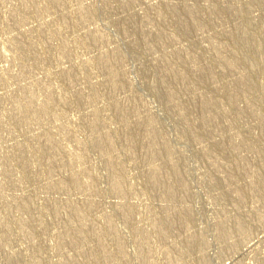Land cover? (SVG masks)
<instances>
[{
    "label": "rangeland",
    "instance_id": "374dc122",
    "mask_svg": "<svg viewBox=\"0 0 264 264\" xmlns=\"http://www.w3.org/2000/svg\"><path fill=\"white\" fill-rule=\"evenodd\" d=\"M54 1L0 0V264H96L88 252L100 236L110 255L97 264H264V0ZM169 82L174 97L166 101L158 88ZM203 99L211 104L201 121ZM44 100L48 113L35 117ZM17 107L28 109L21 122ZM147 117L161 133L155 150L161 140L173 146L171 168L144 155L151 147L136 125ZM127 132L140 141L127 146ZM103 137L110 151L97 146ZM49 141L59 144L57 163ZM155 163L171 195L146 179ZM117 168L123 193L112 184ZM71 205L81 207L82 221L67 213ZM184 208L189 218L178 216ZM82 226L91 228L77 247L65 235ZM186 237L198 242L188 246Z\"/></svg>",
    "mask_w": 264,
    "mask_h": 264
},
{
    "label": "bare ground",
    "instance_id": "6f19581e",
    "mask_svg": "<svg viewBox=\"0 0 264 264\" xmlns=\"http://www.w3.org/2000/svg\"><path fill=\"white\" fill-rule=\"evenodd\" d=\"M52 1H54V0H52ZM56 1H57V0H55L54 2H56ZM255 2H256V1H255ZM55 4H56V3H55ZM183 7H184V6H183ZM186 9H187V8H186ZM186 9H185V10H186ZM188 9H189V8H188ZM191 9H192V8H191ZM217 9H218V8H217ZM181 10H182V9H181ZM196 11H197V10H196ZM213 11H214V10H213ZM81 12L83 13V11H81ZM174 12H175V11H174ZM215 12H216V11H215ZM192 13H193L192 10H186L185 15L187 14V15L189 16V15H191ZM84 14H85V13H84ZM84 14H83V15H84ZM85 15H86V14H85ZM187 15H186V16H187ZM186 16H185V17H186ZM192 17H193V16H192ZM195 17H196V13H195ZM194 19H195V18H194ZM196 19H197V18H196ZM186 20H187V19H186ZM190 20H191V19H190ZM193 22H194V21H193ZM193 22H192V23H193ZM195 24H196V23H195ZM196 25H198V24H196ZM263 29H264V28H263ZM241 30H242V29H241ZM243 30H244V29H243ZM239 31H240V30H239ZM245 32H246V31H245ZM242 33H243V32H242ZM242 33H241V35L243 36L244 33H243V34H242ZM237 35H238V34H237ZM246 35H247V34H246ZM239 36H240V35H239ZM245 39H246V40L248 39L247 36H246ZM239 40H240V39H239ZM241 40H242V38H241ZM243 40H244V37H243ZM243 40H242V41H243ZM247 41H248V40H247ZM244 42H245V40H244ZM248 42H249V41H248ZM17 43H18V42H17ZM246 43H247V42H246ZM252 44H253V43H252ZM211 45H212V44H211ZM257 45H258V44H257ZM64 46H65V45H64ZM66 46H67V45H66ZM67 47H68V46H67ZM216 47H217V46H216ZM26 48H27V47H26ZM26 48H25L24 50H27V51H28V49H26ZM250 48H251V47H250ZM18 49H19V48H18ZM211 49H212V48H211ZM216 49H217V48H216ZM19 50L21 51V48H20ZM30 51H31V50H30ZM64 52H65V51H64ZM217 52H218V51H217ZM25 53H26V51H25ZM29 53H30V52H29ZM65 53H66V52H65ZM67 54H68V53H67ZM65 55H66V54H65ZM217 55H218V54H217ZM104 57H105V56H104ZM107 57H108V56H107ZM108 59H109V57H108ZM109 61H110V60H108V62H109ZM224 61H226V60H222V63H223ZM101 62H102V63H101ZM101 62H100V63L103 64V65H104L105 63L108 65V63H107V58H103V59L101 60ZM224 63L228 64V61H227V62H224ZM97 64L100 65V64L98 63V61H97ZM106 64H105V65H106ZM109 64H110V63H109ZM229 64H230V63H229ZM100 66H101V65H100ZM102 67H103V66H102ZM105 69H106V68H105ZM109 69H110V68H109ZM106 70H107V69H106ZM106 70H105V71H106ZM168 70H169V69H168ZM64 71H65V70H64ZM107 71H108V70H107ZM103 72H104V71H103ZM108 72H109V74H111V75H110L111 78L108 77L109 79H111V80H110L111 83L114 84V85H116V83H117V82H116V78H115L116 73L113 72V71L110 72V70H109ZM178 72L181 73L182 71L180 70V71H178ZM64 73H66V72H64ZM105 73H107V72H105ZM173 73H176V72H173ZM61 74H62V73H61ZM181 74H182V73H181ZM169 75H170V74H169ZM175 75H176V74H175ZM63 76H64V75H63ZM108 76H109V75H108ZM176 76H177V75H176ZM178 76H179V73H178ZM164 77H165V76H164ZM180 77H182V75H180ZM180 77H179V79H180ZM185 77H186V76H185ZM64 79H65V78H64ZM109 79H108V80H109ZM160 79H161V80H164L163 83L167 82V80L165 81V78H164V79L160 78ZM167 79H168V78H167ZM241 79H242V78H241ZM66 80H67V79H66ZM66 80H65V81H66ZM110 81H109V83H110ZM170 81H171V80H170ZM181 81H182V80H181ZM160 82H161V81H160ZM160 82H159V83H160ZM175 82H176V81H175ZM109 83H108V84H109ZM167 83H168V82H167ZM178 83H179V81H178ZM112 84H111V85H112ZM173 84H174V83H173ZM163 85H164V84H163ZM180 85H181V84H180ZM161 86H162V85H161ZM164 86H165V88L162 86V87H163L162 89H164L163 91L161 90V88H158V90H160V91L164 94L166 101H168V100L170 101V100L172 99V97H174L173 89H171L172 87L170 88V82H169V84H166V85H164ZM174 86H175V85H174ZM176 86H177V85H176ZM112 87H113V86H112ZM157 87H158V86H157ZM157 87H156V88H157ZM181 87H182V85H181ZM175 89H176V88H175ZM175 89H174V90H175ZM242 89H245V88H242ZM164 91H165V92H164ZM161 92H160V93H161ZM178 92H179V91H178ZM239 92H243V91L240 89ZM110 93H111V92H110ZM179 93H180V92H179ZM47 94H48V93H47ZM50 94H51V93H50ZM50 94H49V95H50ZM108 94H109V93H108ZM108 94H107V95H108ZM49 95H48V96H49ZM77 95H78V93H77ZM161 95H162V94H161ZM81 96H83V95H81ZM109 96H110V95H109ZM111 96H112V95H111ZM164 96H163V97H164ZM236 96H237V93H235V94L232 95V97H234V98H235ZM79 97H80V95H79ZM49 98H50V97H49ZM75 98H76V97H75ZM77 98H78V96H77ZM82 98H83V97H82ZM109 98H110V97H109ZM29 99H31V98H29ZM78 99H80V98H78ZM78 99H77V100H78ZM232 99H233V98H232ZM46 100H47V99H46ZM109 100H110V99H109ZM44 101H45V100H44ZM48 101H51V99L48 100ZM130 101H132V100H130ZM51 102H53V101H51ZM115 102H116V101H115ZM197 102H198V101H197ZM200 102H201V101H200ZM44 103H45V104H44ZM44 103L42 104L43 106H40V107L37 109V112H35V113H36V116H35V117H42V116L45 117L44 114H45V113H46V114L48 113L47 110H48V108H49V106H50L51 104L47 103L46 101H45ZM111 103H113V102H111ZM116 103H117V102H116ZM198 103H199V102H198ZM134 104H135V103H134ZM134 104H133V105H134ZM210 104H211V101H209V100H205V99H203V103L201 102V104H200V107H202V108H201L202 110H200V111H201V121L206 120V118L204 117V115H205L206 113L204 114L203 112H204L205 108H207ZM128 105H129V104H128ZM133 105H132V106H133ZM116 106H117V105H116ZM179 106H181V105H179ZM195 106H196V105H195ZM212 106H213V104H212ZM111 107H112V106H111ZM113 107H115V106H113ZM125 107H126V106H125ZM210 107H211V106H210ZM15 108H16V106H15ZM17 108H18V107H17ZM123 108H124V107H123ZM126 108H127V107H126ZM135 108H136V106H135ZM178 108H179V107H178ZM198 108H199V104H198ZM114 109H115V108H114ZM124 109H125V108H124ZM136 109H137V108H136ZM180 109L182 110L181 113H183V112H184V111H183L184 109L182 108V106H181ZM180 109H178V111H181ZM194 109H196V108H194ZM199 109H200V108H199ZM15 110H16V109H15ZM15 110H14V111H15ZM26 110H28V109H26L25 107L18 108V109H17V114H16V115H17V117H18L19 119H16V120H19V122L23 121V119L25 118L24 115L26 114V113L24 114V112H25ZM116 110H117V109H116ZM116 110H114V111H116ZM129 110H130V109H129ZM176 110H177V108H176ZM197 110H198V109H197ZM206 110H208V109H206ZM14 111H13V113H15ZM33 111H34V110H33ZM124 111L127 112V110H124ZM131 111H132V109H131ZM26 112H27V111H26ZM96 112H97V111H96ZM96 112H94V114H95ZM118 112H119V111H118ZM118 112H117V113H118ZM121 112H122V111H121ZM136 112H137V111H135V113H136ZM205 112H206V111H205ZM33 113H34V112H33ZM97 113H99V112H97ZM124 113H125V112H123V115H124ZM132 113H133V112H132ZM178 113L180 114V112H177V116H179ZM195 113H196V112H195ZM91 114H92V113H91ZM94 114H93V116H94ZM115 114H116V113H115ZM119 114H120V113H119ZM130 114H131V113H130ZM137 114H138V112H137ZM216 114H217V113H216ZM95 115H96V114H95ZM123 115H122V116H123ZM128 115H129V113H128ZM135 115H136V114H135ZM12 116H13V115H12ZM93 116H92V117H93ZM119 116H120V115H119ZM122 116H121V117H122ZM180 116H181V115H180ZM15 117H16V116H15ZM17 117H16V118H17ZM98 117H99V116L97 115V116L94 117V119L92 118V120H91L92 124H90L91 122H88V121H86V122H87L88 124L92 125V128H94V129L96 128V129H97V128H99L98 126H100V125L98 124V120H99L100 117H99V118H98ZM125 117H126V115H125ZM199 117H200V116H199ZM211 117H212V116H211ZM118 118H119V117H118ZM122 118H124V117H122ZM122 118H121V119H122ZM181 118H182V117H181ZM183 118H185V117H183ZM213 118H215V117L213 116ZM124 119H126V118H124ZM129 119H130V117L128 118L127 121H126V120L124 121V120L122 119V120H123V122L121 121V122H122V126L125 125L126 122L130 121ZM131 119H132V118H131ZM137 119H138V118H137ZM140 119H141V118H140ZM20 120H21V121H20ZM133 120H135V119H133ZM141 120H142V119H141ZM141 120H140V121H141ZM154 120H155V119H153L152 117H147V118H146L145 120H143V122L140 123V124H138V121L135 120V121H137L136 128H137V126L139 127V129L142 127L140 131H142V129H143V132H142V138H140L141 136L139 137V138L142 140L141 143H142L143 145H145V146H147V145L149 146V145H150L149 147H151V148H149V151H148V152L146 151L147 153L145 152L146 154H144V152H143V154L145 155V157L147 158V160H148V158L151 159V157H152V159H153V157H161V158H159V159H161L162 162L164 161L163 159H165V161L163 162V163L165 164V168H171L172 163H171L170 160H171L172 156L174 155V154L172 155V153H175V152L172 151V150H173V148H172L173 146L170 147V144H169V143H166V141H162V140H161V143H159V144H161V145H160V150H159V151H158V150H155V147H154L155 145H154V144H156L157 142H159V141H157V140H160V136H161L160 134H161V133L159 134V132H158V130H157V128H156L157 126H155L156 124H155V121H154ZM177 120H178V119H177ZM89 121H90V120H89ZM99 121H101V120H99ZM119 121H120V120H119ZM179 121H180V120H179ZM181 121H182V119H181ZM121 122H120V124H121ZM130 122H131V121H130ZM87 123H86V124H87ZM100 123H101V122H100ZM182 123H183V122H182ZM182 123H181V124H182ZM185 123H188V122H185ZM101 124H102V123H101ZM129 124H130V123H129ZM131 124H132V123H131ZM139 125H140V126H139ZM126 126L129 127L128 125H126ZM130 126H131V125H130ZM127 127H125V128H127ZM133 127H134V126H133ZM133 127H132V129H133ZM181 127H182V126H181ZM185 127H187V125H186ZM121 128H124V126L121 127ZM134 128H135V127H134ZM193 128H194V127H193ZM132 129L130 128V130H132ZM139 129H138V130H139ZM90 130H92V129H90ZM121 130H122V129H121ZM126 130H127V129H126ZM128 130H129V128H128ZM133 130H134V129H133ZM133 130H132V131H133ZM185 130H187V128H185ZM123 131H124V129H123ZM134 131H135V132H139V131H136V130H134ZM134 131H133V132H134ZM194 131H195V130H194ZM92 132H93V131H92ZM99 132H100V131H99ZM187 132H188V130H187ZM127 133H128V132H127ZM139 133H140V135H141V132H139ZM95 134H96V131H95ZM100 134H101V133H100ZM103 134H104V133H103ZM103 134H102V135H103ZM122 134H123V132H122ZM125 134H126V133H125ZM128 134H129V135L126 137V138H127V139H126L127 141L125 140V143L127 142L126 145L132 147L131 145H133L135 142H137L136 139L138 138L139 134L137 133L138 135H137L135 138L133 137L132 132H131V134H130V133H128ZM135 134H136V133H135ZM185 134H186V133H185ZM102 135H100V136H102ZM131 135H132V136H131ZM187 135H189V134H187ZM46 136H47V135H46ZM46 136H45V137H46ZM96 136H97V135H96ZM96 136H95V137H96ZM98 136H99V135H98ZM98 136H97V137H98ZM100 136H99V138H100ZM107 136H108V135H107ZM107 136H106V137H107ZM189 136H191V135H189ZM97 137H96V138H97ZM106 137H105V138H104V137L101 138L102 140H97L98 142H97L96 144H98L97 146H101V147H103V145H105V146H104V149H105V147L109 146V147H107L106 149H107L108 151H110L109 149L113 148V145L110 143V141H108V138H106ZM96 138H95V139H96ZM99 138H97V139H99ZM109 138H110V137H109ZM194 138H195V136H194ZM42 139L44 140V138H42ZM45 139H46V138H45ZM48 139H49V136H48ZM48 139H47V140H48ZM124 139H125V138H124ZM49 140H50V139H49ZM51 140H52V139H51ZM143 140H144V141L147 140V141L150 142V143H148V142H146V141L144 142ZM44 141H45V140H44ZM44 141H42V142L44 143ZM139 141H140V140H138V142H139ZM156 141H157V142H156ZM95 142H96V141H95ZM95 142H94V143H95ZM138 142H137V143H138ZM47 143H49V146H50V150H49V151H50L51 153H54V150L57 151V150H56L57 147H58V149H59V144H58V143H57L58 146H57L56 142L54 143L53 141H49V142H47ZM141 143H139V144H141ZM106 144H108V145L106 146ZM39 145H40V144H39ZM41 145H42V144H41ZM110 145H111V146H110ZM134 145H136V143H135ZM152 145H153V146H152ZM232 145H233V144H232ZM46 146H47V145H46ZM138 146H139V145H138ZM156 146H158V145H156ZM234 146H235V145H234ZM110 147H111V148H110ZM142 147H143V146H142ZM142 147L140 146L141 149L144 148V147H143V148H142ZM230 147H231V146H230ZM245 147H246V146H245ZM47 148L49 149V147H47ZM98 148H99V147H98ZM123 148H124V147H123ZM127 148H128V147H127ZM140 148H139V149H140ZM171 148H172V149H171ZM232 148H233V147H232ZM247 148H248V146H247ZM38 149H39V148H36L35 151H37ZM40 149H41V148H40ZM42 149H43V148H42ZM48 149H47V150H48ZM104 149H103V150H104ZM106 149H105V150H106ZM147 149H148V147H147ZM156 149H159V147L156 148ZM44 150H45V149H44ZM127 150H128V149H127ZM127 150H126V152H127ZM144 150H145V149H144ZM49 151H48V152H49ZM60 151H61V150H60ZM38 152H39V151H38ZM38 152H37V153H38ZM43 152H45V151H43ZM46 152H47V151H46ZM46 152H45V153H46ZM61 152H62V151H61ZM111 152H112V150H111ZM128 152H131V151L128 150ZM39 153H41V152H39ZM51 153H50V154H51ZM55 153H56V152H55ZM55 153H54V155L51 154L52 157H49L50 154H49V156H46V157L53 158V156H55ZM57 153H58V152H57ZM80 153H81V152H80ZM20 154H21V153H19L18 155H20ZM42 154H43V153H41V155H42ZM61 154H62V153H61ZM110 154H111V153H110ZM37 155H38V154H36V156H37ZM41 155L39 154L38 156H41ZM47 155H48V154H47ZM59 155H60V154H59ZM81 155H83V154H81ZM22 156H23V155H22ZM22 156H21V157H22ZM78 156H79V155H78ZM19 157H20V156H19ZM23 157H24V156H23ZM79 157H80V156H79ZM79 157H78V158H79ZM81 157H83V156H81ZM173 157H174V156H173ZM13 158H15V157L13 156ZM43 158H44V157H43ZM55 158H56V157H55ZM55 158H53V159L55 160ZM140 158H141V157H140ZM146 158H144V159L146 160ZM174 158H175V157H174ZM11 159H12V158H11ZM21 159H22V158H21ZM45 159H46V158H45ZM58 159H59V158H58ZM81 159H82V158H81ZM113 159H114V158H113ZM150 159H149V160H150ZM23 160H24V159H23ZM56 160H57V158H56ZM56 160H55V161H56ZM59 160H60V159H59ZM61 160H62V158H61ZM61 160H60V161H61ZM140 160H141V162H142V160H143V156H142V158H141ZM147 160H146V161H147ZM161 160H160V161H161ZM16 161H17V160H16ZM60 161H59V163L61 164V162H63V160H62L61 162H60ZM152 161H153V160H152ZM152 161H150V162H152ZM156 161H158V160H156ZM156 161H155V162H156ZM169 161H170V162H169ZM175 161H176V160H175ZM51 162H52V160H50V163H51ZM147 162H148V161H147ZM153 162H154V161H153ZM50 163H49V164H50ZM55 163H57V161H56ZM110 163H112V162H110ZM110 163H109V164H110ZM113 163H114V162H113ZM158 163H159V161L157 162V164H158ZM169 163H171V164H169ZM174 163H175V162H174ZM176 163H177V162H176ZM49 164H48V165H49ZM53 164H54V163H53ZM106 164H107V163H106ZM109 164H108V165H109ZM115 164H116V163H115ZM146 164H148V163H146ZM155 164H156V163H155ZM157 164H156V165H157ZM22 165H23V163L21 164V167H22ZM51 165H52V164H51ZM51 165H49L48 167H50ZM110 165H111V164H110ZM110 165H109V166H110ZM149 165H150V163H149ZM152 165H154V163H152ZM152 165H151V166H152ZM24 166H25V164H24ZM24 166H23V167H24ZM52 166H54V165H52ZM55 166H57V165H55ZM55 166H54V167H55ZM59 166H60V165H59ZM59 166H57V167H59ZM109 166H108V167H109ZM151 166H150V168H151ZM108 167H107V168H108ZM114 167H115V166L112 165L111 172H113L112 170H113ZM152 167H153V166H152ZM163 167H164V166H163ZM175 167L177 168V165L174 166V168H175ZM178 167H179V166H178ZM115 168H116V167H115ZM115 168H114V169H115ZM172 168H173V167H172ZM174 168H173V169H174ZM23 169H24V168H23ZM47 169H49V168H47ZM117 169H118V168H117ZM148 169H149V168H148ZM161 169H162V165L160 166V164H159V165H157V167H153V168H152L151 170H149V171L146 170V173L149 172V173H147V174H149V177H147V176H148V175H147V176H146V177H147L146 179H149V181H150V186H152V188H153V186H156V185L160 184V185H161V189H162V187H163V188L167 191L166 193H168L169 195H171V186H170V185H172V182H171V184H170L167 178H166L165 180H163L164 178H162L161 176H159V174L162 172ZM49 170H51V168H50ZM54 170H55V168H54ZM118 170H119V171H116V172H115V173H116L115 176H114L113 174H111L110 172H109V173H110L111 175H113V177H114V178H113V181L111 180V181H112V184H113V186H114V187H113L114 190H115V189H116L115 191L120 190V193H123L121 190L124 191V189H121V188L123 187L121 184H123L122 181H124V180L121 181L122 178H120V176H122V173L120 172V169H118ZM177 170H178V169L174 170V172H176ZM109 171H110V170H109ZM114 171H115V170H114ZM168 171H169V170H168ZM164 172H167V171L164 170ZM178 172H179V171H177V173H178ZM48 173H49V172H48ZM51 173H52V172H51ZM117 173H121V175L119 174V175H120V176H119ZM177 173H176V174H177ZM179 173H180V172H179ZM110 174H109V176H110ZM168 174H169V173H168ZM164 175H165V173H164ZM166 175H167V174H166ZM169 175H170V174H169ZM167 177H169V176H167ZM109 178H110V177H108V179H109ZM169 178H170V177H169ZM257 178H258V177H257ZM111 179H112V177H111ZM161 179H162V180H161ZM171 179H172V178H171ZM257 180H258V179H257ZM166 181H167L169 184H168ZM258 181H259V180H258ZM58 182H59V181H58ZM175 182H176V181H175ZM259 182H260V181H259ZM259 182L255 181L254 184H252L251 186H254V185L257 184V183L259 184ZM54 183H55V182H54ZM59 183H60V182H59ZM63 183H64V182H63ZM178 183H179V182H178ZM262 183H263V182H262ZM262 183H261V184H262ZM61 184H62V183H61ZM109 184H110V183H109ZM148 184H149V183H148ZM179 184H180V183H179ZM179 184H178V185H179ZM50 185H53V184L51 183ZM50 185H49V186H50ZM56 185H58V184H56ZM63 185H64V184H62L61 187H63ZM123 185H124V184H123ZM54 186H55V184H54ZM120 186H121V187H120ZM257 186H258V185H257ZM257 186L255 185L254 188L257 189ZM260 186H261V185H260ZM262 186H263V188H264V185H262ZM52 187H53V186H52ZM56 187H57V186H56ZM111 187H112V186H111ZM126 187H127V186H126ZM157 187H158V186H157ZM181 187H183L182 184H181L180 188H181ZM54 188H55V187H54ZM123 188H125V187H123ZM155 188H156V187H155ZM180 188H179V189H180ZM183 188H184V187H183ZM183 188H182V189H183ZM250 188H251V187H250ZM263 188H260V187H259L258 189H263ZM177 189H178V188H177ZM179 189H178V190H179ZM252 189H253V188H252ZM178 190H177V191H178ZM184 190H185V188H184ZM253 190H254V189H253ZM172 191H175V192H176V190H174V188H172ZM254 191H255V190H254ZM258 191L262 193L261 190H258ZM263 191H264V190H263ZM117 192H118V191H117ZM126 192H127V190H126ZM169 192H170V193H169ZM251 192H252V191H251ZM255 192H256V193H255ZM255 192H254V194H257V193H258L257 191H255ZM124 193H125V192H124ZM160 193H161V192H160ZM164 193H165V192H164ZM177 193H179V191L176 192V194H177ZM184 193H185V192H184ZM234 193H236V192H234ZM237 193H238V192H237ZM162 194H163V190H162ZM176 194H174V192H173L172 197H175ZM179 195H180L181 198L186 196V195L183 196L184 194L181 195L180 193H179ZM179 195H178V196H179ZM251 195H252V194H251ZM260 195H262V194L259 193V197H260ZM176 196H177V195H176ZM237 196H238V195H237ZM172 197H170V198L172 199ZM255 197H256V195H255ZM259 197H258V198H259ZM176 198H177V197H176ZM176 198H173V199L175 200ZM238 198H239V197H238ZM183 199H185V198H183ZM89 200H90V199H89ZM174 200H173V202H174ZM185 200H186V199H185ZM261 200L264 202L263 199H261ZM179 201H181V200L179 199ZM179 201H176V202L174 203V204H176V205L178 204V205H177L178 207L180 206L181 203H182V204L184 203L183 201H182L181 203H180ZM258 201H259V200H258ZM89 202H90V201H89ZM259 202H260V201H259ZM19 203H20V202H19ZM85 203H87V202H85ZM85 203H84V205H85ZM90 203H91V202H90ZM186 203H187V202H186ZM20 204H21V203H20ZM56 204H58V203H56ZM56 204H55V206H57ZM92 204H93V203H91V205H92ZM172 204H173V203H172ZM182 204H181V205H182ZM59 205H60V204H59ZM74 205H75V204H74ZM74 205H73V206L71 205V207H70V212H67V213L71 214L72 216H75L74 218H76V217H80L79 219H81V216L83 217V215H84L83 213H84V212L82 211V209H81L80 206H79V207H77V206L74 207ZM87 205H88V203H87ZM87 205H86V206H87ZM184 205H185V203H184ZM21 206H22V205H21ZM21 206H20L19 209H22ZM23 206H25V205H23ZM82 206H83V205H82ZM170 206H172V205H170ZM186 206H187V205H186ZM61 207H62V206H61ZM87 207H88V206H87ZM122 207H123V210H124L125 207H124V206H122ZM174 207H175V205H174ZM17 208H18V207H17ZM24 208H25V207H24ZM59 208H60V206H59L57 209H59ZM68 208H69V207H68ZM119 208H120V207H119ZM172 208H173V207H172ZM172 208H171V210H173ZM175 208H176V207H175ZM175 208H174V209H175ZM261 208H262V207H261ZM261 208H260V209H261ZM126 209H127V208H126ZM263 209H264V208H263ZM25 210H26V208H25ZM66 210H67V209H66ZM168 210H169V209H168ZM168 210H167V211H168ZM171 210L168 211V212H172ZM179 210H180V212H179L178 214H180V215H178V216H182V215H183L181 218H183L184 216H186L187 218L190 217V211H189L188 208H184V209H182V210L179 209ZM261 210H262V209H261ZM68 211H69V210H68ZM85 211H86V210H85ZM262 211H263V210H262ZM176 212H177V211H176ZM172 213H175V212H172ZM263 213H264V212H263ZM125 214H128V213L125 212ZM125 214L122 215L123 218L126 217V216H124ZM166 214H167V213H166ZM128 215H129V214H128ZM84 216H85V215H84ZM120 216H121V215H120ZM165 216H166V215H165ZM169 216H171V215H169ZM169 216H167V217L169 218ZM176 216H177V215H176ZM176 216H175V217H176ZM68 217H69V216H68ZM167 217H166V218H163V219H165V221H163V219H162L161 221H163L166 225H168V224L170 225L171 217H170V219H168V220H167ZM186 217H184V218H186ZM161 218H162V217H161ZM172 218H173V217H172ZM179 218H180V217H179ZM179 218H178V219H179ZM181 218H180V219H181ZM258 218H259V217H258ZM263 218H264V216H263ZM25 219H26V218H25ZM25 219H24V220H25ZM71 219H73V218L71 217ZM76 219H78V218H76ZM106 219H107V218H106ZM125 219H126V218H125ZM153 219H154V218H153ZM156 219H157V221H158V220H159V221H158V223L155 221L154 224L157 223V225H158V224L160 223V224H159V225H160V228L162 227V225H165V224H162V225H161V221H160V219L155 218V220H156ZM29 220H30V219H29ZM74 220H75V219H74ZM74 220H73V221H74ZM183 220H184V219H183ZM189 220H190V219H189ZM189 220H188V221H189ZM261 220H262V218H261ZM261 220H259V221H261ZM26 221H27V220H26ZM68 221H69V220H68ZM77 221H78V220H76V222H77ZM81 221H82V219H81ZM81 221H80V223H81ZM105 221H107V220H105ZM109 221H110V220H109ZM153 221H154V220H153ZM172 221H173V220H171V222H172ZM177 221H178V220H177ZM235 221H237V220H235ZM235 221H234V223H235ZM19 222H20V221H19ZM19 222H18V223H19ZM29 222H30V221H29ZM69 222H71V221H69ZM84 222H85V220H84ZM163 222H162V223H163ZM179 222H180V221H179ZM220 222H221V221H220ZM241 222H242V221H241ZM241 222H240V223H241ZM261 222H262V221H261ZM86 223H88V222H86ZM86 223H85V224H86ZM108 223H109V222H108ZM152 223H153V222H152ZM173 223H174V222H173ZM177 223H178V222H177ZM180 223H181V222H180ZM184 223H186V222H184ZM188 223H189V222H188ZM222 223L225 224V222H222ZM243 223H244V222H243ZM27 224H29V223L27 222ZM74 224H75V222H74ZM77 224H78V223H77ZM77 224H75V225H77ZM171 224H172V223H171ZM218 224H219V223H218ZM227 224H228V223H227ZM227 224H226V225H227ZM232 224H233V222H232ZM237 224H238V222H237ZM29 225H30V224H29ZM31 225H32V224H31ZM63 225H66V224H63ZM86 225H88V224H86ZM90 225H91V224L89 223V226H90ZM166 225H165L164 227H166ZM169 225H168V226H169ZM172 225H173V224H172ZM175 225H176V223H175ZM175 225H174V226H175ZM187 225H188V224H187ZM228 225H229V224H228ZM238 225H239V224H238ZM242 225H243V224H242ZM242 225H241V227L239 226V228H240L239 230H238V228H237L236 225H235V228H237L238 231H241V230H242V229H241V228H242ZM19 226H21V225H19ZM73 226H74V225H73ZM73 226H72V227H73ZM106 226H107V224H106ZM109 226H110V224H109ZM176 226H177V225H176ZM180 226H181V225H180ZM220 226H221V224H220ZM22 227H23V225H22ZM27 227H28V225H27ZM77 227H78V226H77ZM110 227H111V226H110ZM110 227H109V230H110ZM169 227H170V226H169ZM172 227H173V226H172ZM172 227H170V228H172ZM181 227H182V226H181ZM217 227H219V226H217ZM229 227H230V226H229ZM243 227H246V226H243ZM20 228H21V227H20ZM89 228H91V227H89ZM89 228H88L87 226H86V229L83 228V226H82V228H75L74 230L72 229V230L74 231V232H72L73 234H69V233H68L69 235H65V236H70V235H71V237L74 236L75 238L73 237L72 239H70L69 242H71L72 240H76L77 242H79V244L76 243V246H77V245H79V246H80V245H81V246H84L87 242H86V240L83 239L84 237H82L83 240H81L80 238H81V236H83L84 233H85L84 236L87 235L86 230L89 229ZM184 228H186V227H184ZM225 228H226V227H225ZM232 228H233V227H232ZM21 229H22V228H21ZM27 229H28V228H27ZM63 229H64V228H63ZM65 229H66V228H65ZM65 229H64V230H65ZM92 229H93V228H92ZM156 229H159V227L157 226ZM168 229H169V228H168ZM180 229H181V228H180ZM219 229H220V228H219ZM244 229H245V228H244ZM23 230H24V229H23ZM30 230H31V229H30V227H29V231H30ZM70 230H71V229H70ZM90 230H91V229H90ZM93 230H94V229H93ZM93 230H92V231H93ZM113 230H114V229H113ZM160 230H161V229H159L158 232H159ZM247 230H248V229H247ZM29 231H28V232H29ZM31 231H32V230H31ZM66 231H67V229H66ZM68 231H69V230H68ZM87 231H88V230H87ZM92 231H91V233H92ZM94 231H95V230H94ZM162 231H163V230H162ZM228 231H229V230H228ZM238 231H237V232H238ZM7 232H8V231H7ZM26 232H27V231H26ZM95 232H97V231H95ZM95 232H93V233H95ZM155 232H156V231H155ZM158 232H157V233H158ZM163 232H164V231H163ZM244 232H246V231L244 230ZM65 233L67 234V232H65ZM65 233H64V231H63V235H64ZM70 233H71V231H70ZM157 233H156V234H157ZM159 233H160V235H161V232H159ZM218 233H219V234H224L225 231H224L223 228H221V232L218 231ZM241 233H243V230H242ZM248 233H249V232H248ZM88 234L91 235L90 232H89ZM95 234H96V233H95ZM95 234H94V235H95ZM162 234H163V233H162ZM185 234H186V233H185ZM227 234H228V232H227ZM245 234H247V233H245ZM29 235H30V234H29ZM61 235H62V234H61ZM94 235L89 236V238L91 237L90 239H92V238L94 239V237H95V239H96L97 237L94 236ZM97 235H98V233H97ZM160 235H159V237H160ZM116 236H117V235H116ZM118 236H119V235H118ZM142 236H143V235H142ZM157 236H158V234H157ZM223 236H224V235H223ZM98 237H99V235H98ZM113 237H114V236H113ZM161 237H163V236L161 235ZM183 237L185 238V236H183ZM192 237L194 238V236H192ZM192 237H191V238H187V237H186V239H187V242L185 241V242L187 243L186 245H188V246H191V245H192L193 241L195 240V239L193 240ZM195 237H196V236H195ZM119 238H120V237H119ZM184 238L182 239V241L184 240ZM60 239H62V238H60ZM64 239H65V238H64ZM67 239H68V238H67ZM67 239H65V240H67ZM79 239L81 240V242H82V241H83V242L80 243ZM95 239H94V242H95ZM114 239H115V237H114ZM96 240H97V239H96ZM99 240H100V241H98V242H100V243L95 244L97 241L94 243L95 245H99V246H97V248H94L95 250L90 251V252H92V253H90V252H88V253H89L90 257H91L90 259L93 260V258H94L95 260H99V261L101 260V261H102L101 263H103V261H104L105 259H107V257H108L110 254L108 255L109 252H107L106 249L104 248L105 246L103 245V242L101 241V236L99 237ZM120 240H121V239H120ZM62 241H63V239H62ZM67 241H68V240H67ZM76 241H74V242H76ZM87 241H88V240H87ZM196 241L198 242V240H195V242H196ZM59 242H60V241H59ZM64 242H65V241H64ZM84 242H85V244H84ZM91 242H92V241H91ZM101 242H102V245H103V246L101 245ZM66 243H67V242H66ZM92 243H93V242H92ZM92 243H91V244H92ZM116 243H118V242H116ZM72 244L74 245L73 241H72ZM83 244H84V245H83ZM194 245H195V244H194ZM196 245H197V244H196ZM118 246H119V244H118ZM120 246H121V245H120ZM192 246H193V245H192ZM197 246H198V245H197ZM77 247H78V246H77ZM77 247H76V249L79 250L80 247H79V248H77ZM81 248H82V247H81ZM92 248H93V247H92ZM119 248H120V247H119ZM198 248H199V246H198ZM88 249H90V247L87 248V249H85V250H88ZM164 249H165V248H164ZM196 249H197V247H196ZM38 250H39V249H38ZM78 250H77V251H78ZM83 250H84V249H83ZM85 250H84V251H85ZM119 250H121V249H119ZM168 250H169V248H168ZM168 250H166V251H168ZM33 251H34V250H33ZM122 251H123V250H121L120 253H121ZM78 252H80V250H79ZM168 252H169V251H168ZM35 253H36V252H35ZM35 253H34V254H35ZM122 254L124 255V252H123ZM84 255L87 256L86 253H84ZM89 255H88V256H89ZM92 257H93V258H92ZM87 258H89V257H87ZM9 259H10V258H9ZM9 259H8V260H9ZM108 259H109V258H108ZM148 259H149V258H148ZM11 260H12V259H11ZM37 260H38V259H37ZM92 260H91V261H92ZM95 260H93L92 262L94 263ZM149 260L152 261L151 259H149ZM149 260H147V261H149ZM12 261H13V260H12ZM33 261H34V258H33ZM65 261H66V260H65ZM65 261H64V262H65ZM67 261H68V260H67ZM67 261H66V262H67ZM71 261H73V260L71 259ZM99 261H98V262H99ZM112 261H113V260H112ZM7 262H9V261H7ZM34 262H36V261H34ZM37 262H38V261H37ZM98 262H97V263H98ZM105 262H106V261H105ZM110 262H111V261H110ZM113 262H115V261H113ZM10 263H11V261H10ZM68 263H69V262H68ZM97 263H96V264H97ZM13 264H14V262H13ZM62 264H63V263H62ZM115 264H116V263H115ZM117 264H118V263H117ZM146 264H148V262H147ZM149 264H151V263H149ZM152 264H154V263H152Z\"/></svg>",
    "mask_w": 264,
    "mask_h": 264
}]
</instances>
